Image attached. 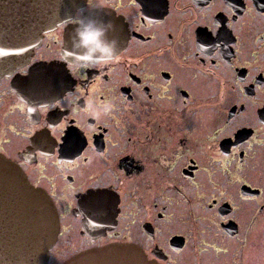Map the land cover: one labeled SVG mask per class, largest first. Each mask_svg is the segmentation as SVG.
Here are the masks:
<instances>
[{"label": "flooded vegetation", "instance_id": "af4514ba", "mask_svg": "<svg viewBox=\"0 0 264 264\" xmlns=\"http://www.w3.org/2000/svg\"><path fill=\"white\" fill-rule=\"evenodd\" d=\"M81 15L112 22L115 62L88 67L67 48ZM15 27L0 14V154L56 207L46 264L112 242L158 264L225 250L247 264L251 198L264 201L251 184L264 0H84L31 50Z\"/></svg>", "mask_w": 264, "mask_h": 264}, {"label": "water", "instance_id": "95a60500", "mask_svg": "<svg viewBox=\"0 0 264 264\" xmlns=\"http://www.w3.org/2000/svg\"><path fill=\"white\" fill-rule=\"evenodd\" d=\"M83 1L0 0V14L15 21L17 35L19 30L28 31L23 42L31 50L41 31L69 18ZM65 45L72 49L70 37ZM257 192L251 188V194ZM58 227L57 211L46 191L32 185L19 165L0 154V264H46ZM61 264L158 263L135 244L112 242L75 253Z\"/></svg>", "mask_w": 264, "mask_h": 264}, {"label": "clouds", "instance_id": "9594fccd", "mask_svg": "<svg viewBox=\"0 0 264 264\" xmlns=\"http://www.w3.org/2000/svg\"><path fill=\"white\" fill-rule=\"evenodd\" d=\"M112 22L95 17L80 16L70 36L72 49L82 55V64L99 67L115 62L117 41L108 38Z\"/></svg>", "mask_w": 264, "mask_h": 264}, {"label": "rangeland", "instance_id": "374dc122", "mask_svg": "<svg viewBox=\"0 0 264 264\" xmlns=\"http://www.w3.org/2000/svg\"><path fill=\"white\" fill-rule=\"evenodd\" d=\"M260 160L261 159H257V162ZM257 164L258 163H256L253 169H251V184L261 186L264 191V167L261 168ZM241 218H244L243 214H241ZM199 250L203 252L202 249ZM225 251H223V254L225 255L224 258L220 259V256L222 255L221 253H210V255H207L208 259L203 260L201 264H205L206 262L208 264H221V261L223 264H230V253H225ZM249 253H243L248 259L250 257L249 261L247 260V264H264V201H260L258 198H251V252ZM240 254L242 255L241 251ZM198 255L203 256L204 253H199L193 256L195 259H192L191 261L200 264L197 259ZM187 257L188 256H186L185 259H187ZM187 264H189V262Z\"/></svg>", "mask_w": 264, "mask_h": 264}, {"label": "snow or ice", "instance_id": "6c2138e0", "mask_svg": "<svg viewBox=\"0 0 264 264\" xmlns=\"http://www.w3.org/2000/svg\"><path fill=\"white\" fill-rule=\"evenodd\" d=\"M0 51H2V50H0Z\"/></svg>", "mask_w": 264, "mask_h": 264}]
</instances>
